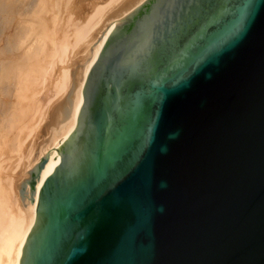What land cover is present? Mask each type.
<instances>
[{"label": "water", "instance_id": "95a60500", "mask_svg": "<svg viewBox=\"0 0 264 264\" xmlns=\"http://www.w3.org/2000/svg\"><path fill=\"white\" fill-rule=\"evenodd\" d=\"M35 165L18 264H264V0H144Z\"/></svg>", "mask_w": 264, "mask_h": 264}, {"label": "bare ground", "instance_id": "6f19581e", "mask_svg": "<svg viewBox=\"0 0 264 264\" xmlns=\"http://www.w3.org/2000/svg\"><path fill=\"white\" fill-rule=\"evenodd\" d=\"M144 0H0V264H18L35 220L29 173L75 127L87 72Z\"/></svg>", "mask_w": 264, "mask_h": 264}]
</instances>
